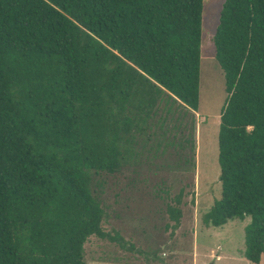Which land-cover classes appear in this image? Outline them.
<instances>
[{
	"label": "trees",
	"instance_id": "obj_1",
	"mask_svg": "<svg viewBox=\"0 0 264 264\" xmlns=\"http://www.w3.org/2000/svg\"><path fill=\"white\" fill-rule=\"evenodd\" d=\"M202 12L203 0H0V264H86L90 236L126 246L103 231L91 178L136 165L159 114L197 112ZM213 43L221 198L201 221L249 217L243 256L259 264L264 0H225ZM182 197L167 207L173 232Z\"/></svg>",
	"mask_w": 264,
	"mask_h": 264
},
{
	"label": "rangeland",
	"instance_id": "obj_2",
	"mask_svg": "<svg viewBox=\"0 0 264 264\" xmlns=\"http://www.w3.org/2000/svg\"><path fill=\"white\" fill-rule=\"evenodd\" d=\"M224 1L203 0L197 112L174 106L171 116L159 114L164 124L136 165L92 176L91 192L106 214L102 229L126 246L90 236L83 246L86 264H252L243 256L249 217L217 228L201 221L221 198L218 131L226 93L213 38ZM180 118L183 129L175 127ZM180 192L182 215L173 232L167 207Z\"/></svg>",
	"mask_w": 264,
	"mask_h": 264
}]
</instances>
